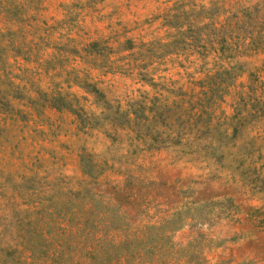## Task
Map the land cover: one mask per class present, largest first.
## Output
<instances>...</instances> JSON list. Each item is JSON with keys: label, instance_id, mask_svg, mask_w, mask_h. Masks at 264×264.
<instances>
[{"label": "rangeland", "instance_id": "rangeland-1", "mask_svg": "<svg viewBox=\"0 0 264 264\" xmlns=\"http://www.w3.org/2000/svg\"><path fill=\"white\" fill-rule=\"evenodd\" d=\"M0 264H264V0H0Z\"/></svg>", "mask_w": 264, "mask_h": 264}]
</instances>
